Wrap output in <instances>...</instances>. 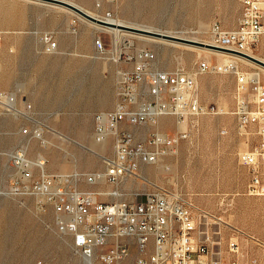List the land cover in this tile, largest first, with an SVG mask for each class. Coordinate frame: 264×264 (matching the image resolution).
Masks as SVG:
<instances>
[{
  "label": "rangeland",
  "instance_id": "obj_1",
  "mask_svg": "<svg viewBox=\"0 0 264 264\" xmlns=\"http://www.w3.org/2000/svg\"><path fill=\"white\" fill-rule=\"evenodd\" d=\"M76 2L97 19H109L103 13L111 11L110 19L203 41L210 40L215 21L232 29L242 12L240 0H118L99 12L91 0ZM64 10L31 0H0V93L13 94L17 110L7 112L0 105V264H90L76 253L72 237L58 231L53 207L48 205L40 211L38 197L21 195V178L11 162V154L21 147L31 160L43 157L49 174L70 176V185L79 190H119L122 200H132L154 186L182 192L209 213L212 228L222 233L216 239L223 250L232 228L264 240V197L247 194L248 172L239 163V154L251 148L257 136L254 129L250 135L239 129L234 114L235 74L206 73L198 77L201 101L223 109V113L188 119L181 127L168 116L144 125L125 126L142 142L148 141L153 132L188 133L175 151L154 165L141 166L140 177L127 176L118 185L87 183V175L105 172L100 155L113 153L114 139L95 146V117L114 108L117 70L122 66L99 54L95 41L102 36L107 49H112L120 35L103 33L104 29L90 20ZM74 21L76 33L71 29ZM44 33L54 35L59 44L56 52L44 50L40 42ZM131 33L135 32L128 34L138 47L156 52L159 69L173 70L181 65L195 71L200 59L213 63L228 60L200 49L143 40ZM251 53L264 61V37ZM232 61L241 72L260 73L264 82L263 67L244 59ZM41 128V138L35 137L34 131ZM239 240L245 251L241 263L256 258L264 264V250L244 236ZM131 248L133 260L138 248Z\"/></svg>",
  "mask_w": 264,
  "mask_h": 264
},
{
  "label": "built area",
  "instance_id": "obj_2",
  "mask_svg": "<svg viewBox=\"0 0 264 264\" xmlns=\"http://www.w3.org/2000/svg\"><path fill=\"white\" fill-rule=\"evenodd\" d=\"M56 1L72 4L77 0ZM91 1L99 12L104 5L118 0ZM240 1L242 12L234 28L227 29L219 21L212 24L208 42L211 49L229 55L248 54L264 37V0ZM103 15L113 17L111 11ZM71 29L77 32L76 21ZM2 41L0 33V49ZM40 42L48 53L59 49L52 33L42 34ZM95 47L99 54L122 66L117 70L114 108L99 112L95 117L94 140L104 143L114 139L113 153L100 155L105 172L87 175L88 184L99 185L105 181L118 185L127 176L140 177L141 166L154 165L161 157L175 151L181 141L188 138L187 131L179 130L174 135L153 132L148 141L142 142L125 126L144 125L168 116L174 117L181 127L188 119L223 113V109L201 101L198 77L206 73L235 74L234 114L239 129L247 135L254 129L257 136L256 143L239 154V163L248 172L247 194L264 197V82L259 77L241 72L232 60L213 63L200 59L195 71L181 65L173 70L159 69L156 52L138 47L130 34L122 33L119 40L113 41L112 49H107L103 37L99 36ZM13 101L12 94L0 93V105L7 112L12 111L10 103ZM42 134V128L34 131L37 138ZM11 162L21 178V195L38 197L40 211L48 205L53 207L58 231L72 237L74 250L85 262L243 264L240 257H244L245 251L240 236L264 250V240L237 228H232L226 250L218 248L221 243L216 238H221L222 233L212 228L209 213L178 190L154 186L148 192L136 194L132 200H122L119 197L123 195L116 193L118 199L109 201L104 200L107 195L101 191L71 186L70 176L49 174L46 160L43 157L31 160L24 147L11 154ZM132 246L138 248L133 260ZM244 264L261 262L253 258Z\"/></svg>",
  "mask_w": 264,
  "mask_h": 264
},
{
  "label": "bare ground",
  "instance_id": "obj_3",
  "mask_svg": "<svg viewBox=\"0 0 264 264\" xmlns=\"http://www.w3.org/2000/svg\"><path fill=\"white\" fill-rule=\"evenodd\" d=\"M31 1H35V2H38V3H41V4H45V5H49V6H52V7H58V9L59 8H61V9H65V10H67V11H69V12H74V13H76V14H78L77 12H75V11H73L72 9H70V8H67V7H65V6H62V5H59V4H55V3H49V2H44V1H41V0H31ZM71 5H73V6H75V7H77L78 9H80V10H82L83 12H85V13H87L88 15H90V16H92V17H96L97 15L96 14H94L92 11H90V10H88L87 8H85V7H83L81 4H79L78 2H76V1H74V2H72V4ZM64 10V11H65ZM66 11V12H67ZM72 14V13H71ZM78 15H80V14H78ZM81 17H83L82 15H80ZM83 18H85V17H83ZM102 18V17H101ZM87 20V19H86ZM102 20H104V21H106V22H108V23H110L111 25H114V26H103V25H100V24H98V23H96V22H93V21H91V22H93L94 24H95V26H97V28L98 29H104L105 31H108V32H111V33H114L117 37L119 36V35H121L122 33H130L128 30H123V29H121V28H119L120 26H128V27H133V28H139V27H135L134 25L132 26L131 24H129L128 22H126V21H124V20H120V19H108V18H102ZM94 26V27H95ZM141 29H146V30H150V31H152L153 29H150V28H141ZM131 34H135V36H136V33H131ZM140 37H141V39H143V40H147V41H160V43H166V45L167 44H170V45H172V46H174V47H180L181 45L182 46H184V47H187V48H190V49H200V50H204V51H206L207 53H212V54H215V55H222L223 57H226L228 60H226V61H224V62H222V63H228L229 62V60H233V59H244V60H248V59H246V58H244V57H241V56H238V55H229V54H227V53H223V52H219V51H215V50H213V49H211V48H207V47H201V46H197V45H190V43H188V44H185L186 42H180V41H177V40H173V39H167V38H163V37H155V36H151V35H145V34H140V33H137ZM161 34H164V33H161ZM166 35H169V36H171V37H176L177 39L179 38V39H186V40H190V41H197V42H203V43H206V44H208V42L209 41H203V40H201V39H199V38H188L187 36H185V35H181L180 36V34H178V33H175V32H167V34ZM120 37V36H119ZM118 37V38H119ZM117 40H119V39H117ZM262 40V39H261ZM185 49V48H184ZM252 50H250L249 52H248V55H250V56H254L252 53ZM250 60H248V62H249ZM233 62V61H232ZM252 62V61H251ZM234 64V67L235 68H237V66L235 65V63H233ZM253 75H255L256 77H259V79H261V77H260V74L258 73V72H254L253 73ZM12 97H13V102L12 103H10L11 104V110L12 111H16L17 112V110H15L16 109V97L12 94ZM15 112V113H16ZM108 141H105V143H107ZM93 151V150H92ZM96 152V151H95ZM102 192V191H101ZM103 194H105V196L107 195V197L108 196H115V197H118V195L116 194V193H119V190L118 191H112V192H102ZM121 194V193H120ZM122 195V194H121ZM90 264H92L93 262L92 261H88Z\"/></svg>",
  "mask_w": 264,
  "mask_h": 264
},
{
  "label": "water",
  "instance_id": "obj_4",
  "mask_svg": "<svg viewBox=\"0 0 264 264\" xmlns=\"http://www.w3.org/2000/svg\"><path fill=\"white\" fill-rule=\"evenodd\" d=\"M41 1H44V2H49V3H55V4H59V5H62V6H65L67 8H70L72 9L73 11L77 12L78 14L82 15L83 17H85L86 19L90 20V21H93V22H96L100 25H104V26H114V25H111L110 23H107V22H104V21H101L95 17H92L90 15H88L87 13L83 12L82 10L78 9L77 7L71 5V4H68V3H65V2H61V1H56V0H41ZM119 28L121 29H124V30H128V31H131V32H135V33H140V34H145V35H151V36H155V37H163V38H167V39H173V40H177V41H180V42H186V43H190V44H195L197 46H201V47H207V48H212L209 44H206V43H203V42H196V41H190V40H186V39H177L176 37H171L169 35H166V34H161L159 32H155V31H150V30H146V29H141V28H133V27H128V26H120ZM235 54L241 56V57H244L250 61H252L253 63L261 66L264 68V61L256 58V57H253V56H250L248 54H244V53H236Z\"/></svg>",
  "mask_w": 264,
  "mask_h": 264
},
{
  "label": "crops",
  "instance_id": "obj_5",
  "mask_svg": "<svg viewBox=\"0 0 264 264\" xmlns=\"http://www.w3.org/2000/svg\"><path fill=\"white\" fill-rule=\"evenodd\" d=\"M260 74V73H259ZM260 77H261V80H262V75L260 74ZM95 143V146L97 147V142H94ZM99 152V151H98ZM105 182V181H103ZM103 192H110V191H103Z\"/></svg>",
  "mask_w": 264,
  "mask_h": 264
}]
</instances>
